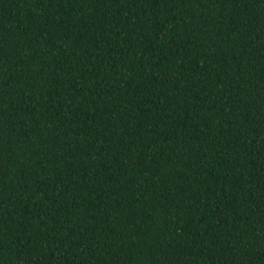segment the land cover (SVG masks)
<instances>
[{
	"label": "trees",
	"instance_id": "16d2710c",
	"mask_svg": "<svg viewBox=\"0 0 264 264\" xmlns=\"http://www.w3.org/2000/svg\"><path fill=\"white\" fill-rule=\"evenodd\" d=\"M0 264H264V0H0Z\"/></svg>",
	"mask_w": 264,
	"mask_h": 264
}]
</instances>
